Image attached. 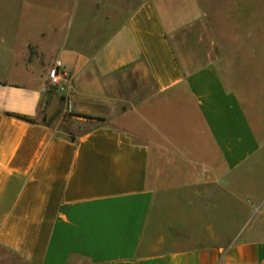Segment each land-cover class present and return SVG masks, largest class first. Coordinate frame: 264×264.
I'll use <instances>...</instances> for the list:
<instances>
[{
    "label": "crops",
    "instance_id": "obj_1",
    "mask_svg": "<svg viewBox=\"0 0 264 264\" xmlns=\"http://www.w3.org/2000/svg\"><path fill=\"white\" fill-rule=\"evenodd\" d=\"M8 1L0 264H264L241 178L264 147L263 39L221 47L201 0ZM261 2L221 0V20L264 28ZM44 60L66 72L45 121Z\"/></svg>",
    "mask_w": 264,
    "mask_h": 264
},
{
    "label": "rangeland",
    "instance_id": "obj_2",
    "mask_svg": "<svg viewBox=\"0 0 264 264\" xmlns=\"http://www.w3.org/2000/svg\"><path fill=\"white\" fill-rule=\"evenodd\" d=\"M8 0H0V5L2 4H12ZM202 4L207 8H210L211 11L209 12L210 15V31L212 32L211 35L214 37V40L218 42V44L225 48V49H236L237 46L243 45V41L248 36H258L260 39H263L264 42V28L260 29H246V28H233L231 25L226 24L221 20V12H220V5L221 0H210L211 7L209 4H206V0H201ZM208 5V6H207ZM259 7H264V3H259ZM261 20L264 19V15L261 14L260 17ZM246 42H249L247 40ZM245 44V43H244ZM43 46L48 47L49 45L44 44ZM29 62L33 63H39V60L32 56V54L29 55ZM44 62H47L49 64L50 61L44 60ZM50 64L48 65L47 69L49 68ZM55 88L49 85L47 82V89L51 93V98L55 94ZM48 97V96H47ZM46 97V99H47ZM50 98V99H51ZM58 99V98H57ZM260 103H262V98H258ZM50 101V100H49ZM48 101V104H49ZM48 104L45 108V112L47 110ZM259 114L255 116V123L261 128V133L264 138V108L261 107L259 110ZM70 113H63V116L67 119H70L69 116ZM46 116V115H45ZM54 119L57 116H53ZM52 120V119H50ZM50 122V121H49ZM67 127H69L67 125ZM264 142V139H263ZM247 169L242 174V181H243V191L244 196L246 198H261L264 197V147L260 153L254 157V159H251L249 162H247ZM249 207L247 204L244 206V213L248 214L249 211L247 210ZM247 208V209H246ZM260 209V210H259ZM259 216H255V219L252 221L254 222V227L257 229H264V205H261L259 208ZM257 215V213H256ZM248 234L251 237H260L264 235V231H250Z\"/></svg>",
    "mask_w": 264,
    "mask_h": 264
},
{
    "label": "built area",
    "instance_id": "obj_3",
    "mask_svg": "<svg viewBox=\"0 0 264 264\" xmlns=\"http://www.w3.org/2000/svg\"><path fill=\"white\" fill-rule=\"evenodd\" d=\"M66 72L59 60L53 62L52 67L47 71V81L52 87L63 89V82H65Z\"/></svg>",
    "mask_w": 264,
    "mask_h": 264
},
{
    "label": "trees",
    "instance_id": "obj_4",
    "mask_svg": "<svg viewBox=\"0 0 264 264\" xmlns=\"http://www.w3.org/2000/svg\"><path fill=\"white\" fill-rule=\"evenodd\" d=\"M46 97L47 99L45 98V105H44V112H45V108L48 104V101L50 100L51 98V93L50 91L47 89L46 91ZM70 117H74V118H77V119H81V120H85V121H94V122H103L104 119L101 118V117H94V116H90V115H84V114H78V113H70L69 115ZM19 119H22V120H25L27 122H33L32 119H29V118H26V117H22V116H17ZM43 121H45V116L43 117Z\"/></svg>",
    "mask_w": 264,
    "mask_h": 264
},
{
    "label": "water",
    "instance_id": "obj_5",
    "mask_svg": "<svg viewBox=\"0 0 264 264\" xmlns=\"http://www.w3.org/2000/svg\"><path fill=\"white\" fill-rule=\"evenodd\" d=\"M57 104H58V99L56 95H53L51 98V101L48 105L47 112H46V120L51 119V117L54 115V113L57 110Z\"/></svg>",
    "mask_w": 264,
    "mask_h": 264
}]
</instances>
